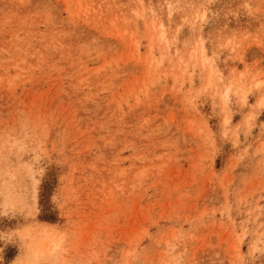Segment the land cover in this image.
<instances>
[{
    "label": "rangeland",
    "instance_id": "374dc122",
    "mask_svg": "<svg viewBox=\"0 0 264 264\" xmlns=\"http://www.w3.org/2000/svg\"><path fill=\"white\" fill-rule=\"evenodd\" d=\"M0 264H264V0H0Z\"/></svg>",
    "mask_w": 264,
    "mask_h": 264
}]
</instances>
